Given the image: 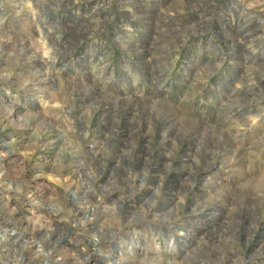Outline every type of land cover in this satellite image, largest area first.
Listing matches in <instances>:
<instances>
[{"label":"rangeland","instance_id":"rangeland-1","mask_svg":"<svg viewBox=\"0 0 264 264\" xmlns=\"http://www.w3.org/2000/svg\"><path fill=\"white\" fill-rule=\"evenodd\" d=\"M0 145V264H264V0H0Z\"/></svg>","mask_w":264,"mask_h":264},{"label":"bare ground","instance_id":"bare-ground-1","mask_svg":"<svg viewBox=\"0 0 264 264\" xmlns=\"http://www.w3.org/2000/svg\"><path fill=\"white\" fill-rule=\"evenodd\" d=\"M37 23V22H36ZM43 28V27H42ZM195 67H197V66H195ZM205 70H203V73H205V74H209L213 69H215V67H213L212 65H210V67H206V68H204ZM168 72V71H167ZM31 83V82H30ZM36 83V82H35ZM31 102V101H30ZM12 104V103H11ZM31 104H34V106H36L37 107V103H30L29 105H31ZM9 114H12L11 113V110H9ZM15 114H16V111L15 112H13V115L15 116ZM248 130V129H247ZM3 147H5V145H0V159H1V157L3 156ZM229 163V162H228ZM1 165V164H0ZM2 176H3V171L0 169V179L2 178ZM3 186V185H2ZM37 190V189H36ZM29 196H31V192L29 191V194H28V198L30 199L31 197H29ZM220 198V197H219ZM220 200V199H219ZM88 201V200H87ZM91 205V204H90ZM84 206V205H83ZM73 208L71 209L74 213H78V211H77V207H75V205L73 204V206H72ZM226 207V205L224 204V203H222V204H220L219 205V207L217 208L218 210H221L222 208H225ZM227 209V208H226ZM78 210H80V208L78 207ZM81 210H83V211H81V212H83V213H85L86 212V210H84V209H81ZM87 211H88V209H87ZM82 213V214H83ZM87 213V212H86ZM79 214V213H78ZM216 214V213H215ZM76 218V217H75ZM81 218V217H80ZM83 220V219H82ZM85 220V219H84ZM94 222V221H93ZM92 222V223H93ZM95 224H96V221H95ZM81 225H83V227H88L89 228V226L88 225H86V224H84V223H82ZM91 225V224H90ZM7 226H10V224H8ZM93 227V226H92ZM42 228L44 229V227H41L40 229L42 230ZM15 229V228H14ZM17 231V230H16ZM16 231H14L13 229H10V233H9V235L10 234H12V235H15L16 234ZM152 231V230H151ZM177 231V229H175L174 230V233ZM171 235V234H170ZM19 235H16V236H13V239L14 238H16V237H18ZM140 236H142L141 235V233H140ZM172 236V235H171ZM20 237V236H19ZM3 239V237L0 235V241ZM48 240H49V242H48V245L54 250V251H57V250H64V251H70V250H75V247H74V245H73V242L72 241H70V240H66V242L64 243H60L61 241H63V240H65V239H63L62 238V235H60V234H57V233H51L50 235H49V237L47 238ZM4 240H11V239H8V238H6V239H4ZM130 240V241H129ZM128 241H121L119 244H120V247L121 248H119L120 250H119V254H120V256L121 255H123V256H126V257H130V258H132L133 257V254L135 253V246L136 245H138L139 244V240L137 239V238H130ZM167 248H166V250H172V251H174L175 249H176V240L174 241V238H171V237H169V235H168V237H167ZM91 241V240H90ZM4 242V241H3ZM132 242H135V244L134 243H132ZM137 243V244H136ZM145 243L147 244H145L147 247H148V245L149 246H151L150 245V243L148 242V241H145ZM182 244V243H181ZM41 246V245H40ZM4 247V246H3ZM152 249H154V253H151V255L153 256V255H155V254H157L158 253V250H159V248L156 246L155 248L153 247V246H151V250ZM233 249V248H232ZM147 250V249H146ZM1 248H0V253H1ZM21 251V250H20ZM37 252L40 254V253H42V254H45V252H44V249L43 248H39L38 250H37ZM235 252V251H234ZM25 253V252H24ZM91 253V252H90ZM21 255V254H20ZM19 255V256H20ZM23 256V255H22ZM21 256V257H22ZM45 256H47V255H45ZM3 257V256H2ZM122 258V257H121ZM125 258V257H124ZM7 259V258H6ZM6 263H7V260L5 261ZM28 262V261H27ZM38 263V262H37ZM8 264H10V263H8ZM23 264H25V262H23Z\"/></svg>","mask_w":264,"mask_h":264}]
</instances>
